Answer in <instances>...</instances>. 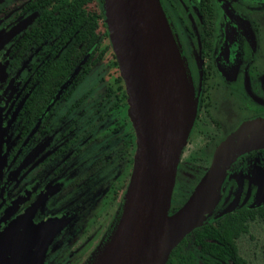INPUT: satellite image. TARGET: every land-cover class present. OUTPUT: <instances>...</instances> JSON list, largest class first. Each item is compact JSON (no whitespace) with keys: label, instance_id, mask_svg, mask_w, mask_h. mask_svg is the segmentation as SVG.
I'll list each match as a JSON object with an SVG mask.
<instances>
[{"label":"flooded vegetation","instance_id":"obj_1","mask_svg":"<svg viewBox=\"0 0 264 264\" xmlns=\"http://www.w3.org/2000/svg\"><path fill=\"white\" fill-rule=\"evenodd\" d=\"M84 1L0 2V230L22 217L43 229V264L93 260L121 217L137 153L125 82L106 45L104 0ZM159 2L197 101L172 215L215 148L243 122L264 118V0ZM75 7L96 13L97 44ZM237 214L264 218V149L231 166L204 226ZM186 237L173 249L178 264H231L205 251L215 240Z\"/></svg>","mask_w":264,"mask_h":264},{"label":"water","instance_id":"obj_2","mask_svg":"<svg viewBox=\"0 0 264 264\" xmlns=\"http://www.w3.org/2000/svg\"><path fill=\"white\" fill-rule=\"evenodd\" d=\"M103 8L137 153L121 217L89 264H166L173 249L206 224L231 166L264 149V118L243 122L215 148L186 202L169 215L179 157L197 111L192 80L159 0H104ZM49 240L39 226L17 218L0 230V264H43Z\"/></svg>","mask_w":264,"mask_h":264},{"label":"trees","instance_id":"obj_3","mask_svg":"<svg viewBox=\"0 0 264 264\" xmlns=\"http://www.w3.org/2000/svg\"><path fill=\"white\" fill-rule=\"evenodd\" d=\"M74 11V19L77 21L78 25L87 29L89 45L93 46L97 44L98 36L95 31L98 28V17L96 13L91 11L85 13L83 12L82 7H75ZM107 33L108 32L105 27L106 45L110 46ZM261 218L263 217L247 214L228 216L222 220V225L218 228L211 226L200 227L194 230L186 238L194 239L206 237L208 239H213L218 243V245H210L206 247L205 251L207 253H214L220 257L227 255L231 260V264H249L248 260L240 254L237 241L247 235H250L252 223L260 221ZM203 233L205 235H203ZM175 253L176 252L174 250L166 264L179 263V261L174 258ZM181 262L180 264H195L194 261Z\"/></svg>","mask_w":264,"mask_h":264},{"label":"rangeland","instance_id":"obj_4","mask_svg":"<svg viewBox=\"0 0 264 264\" xmlns=\"http://www.w3.org/2000/svg\"><path fill=\"white\" fill-rule=\"evenodd\" d=\"M237 245L249 264H264V223L251 226L250 235L242 238Z\"/></svg>","mask_w":264,"mask_h":264}]
</instances>
